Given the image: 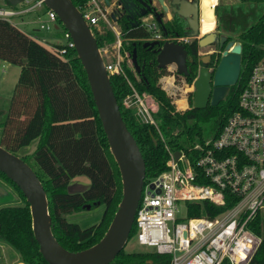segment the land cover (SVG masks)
Returning a JSON list of instances; mask_svg holds the SVG:
<instances>
[{"label":"trees","instance_id":"obj_1","mask_svg":"<svg viewBox=\"0 0 264 264\" xmlns=\"http://www.w3.org/2000/svg\"><path fill=\"white\" fill-rule=\"evenodd\" d=\"M72 1L79 9L89 2ZM238 1L243 13L254 11V15L247 18L246 25L237 28L242 44L240 79L219 105L209 104L201 110L194 108L191 98L189 110L177 111L160 85V79L169 72L157 62L158 47L152 50L143 47L144 40L151 33L140 27L123 29L121 37L124 49L130 55L137 49L140 71H133L124 62L125 74L109 75L123 119L143 154L145 183L167 170L170 157L167 148L186 153L195 160L199 154L194 147L208 139L207 131L212 138L217 137L228 118L238 109L239 97L247 86L253 67L264 58V0ZM206 5L213 4L204 5L202 24L204 30L208 31L215 22ZM232 8L236 6L219 10ZM59 23L63 31H67ZM170 26H166L168 30ZM183 26L184 23H180L179 30L182 31ZM96 38L100 48L115 40L112 34ZM41 39L12 22L0 19V60L21 69L5 114L0 115V146L18 155L22 148L38 140L36 149L22 159L37 173L47 193L54 236L65 249L80 252L104 237L122 200V179L99 118L87 73L76 50H70L64 58ZM60 47L57 45L56 48ZM192 51L197 58V47ZM197 75L198 69L194 67L185 77L187 83L192 85ZM134 91L148 94L158 103L159 109L154 116L164 141L154 125L141 122L132 109L126 108L125 99ZM80 176L89 180L88 188L69 191L73 180ZM0 180L22 200V205L0 208V242L17 250L25 264H48L35 239L30 206L25 196L1 172ZM87 205L92 209L104 207L99 223L82 228L68 220L69 215L86 210ZM232 205L230 199L223 206L211 202L186 204L189 218H214ZM251 229L263 242L250 264H264V213L256 218ZM136 232L134 224L130 240ZM170 261V255L153 251L131 253L124 249L111 264H170ZM222 264L231 263L225 260Z\"/></svg>","mask_w":264,"mask_h":264},{"label":"built area","instance_id":"obj_2","mask_svg":"<svg viewBox=\"0 0 264 264\" xmlns=\"http://www.w3.org/2000/svg\"><path fill=\"white\" fill-rule=\"evenodd\" d=\"M46 9V20L39 29L52 32L61 29L57 14L46 8L43 1L25 0L16 7L0 8V19L13 18ZM96 37L113 31L117 35L115 51L100 48L110 74H125L120 54L121 33L111 23L109 9L99 0H89L80 9ZM152 32L144 42L168 39L159 32L156 23L147 25ZM41 41L62 57L75 49L70 34L64 31V44L52 45ZM193 84L191 90H193ZM149 96V97H148ZM136 91L125 99L143 123L156 127L161 138L154 110L147 104L152 96ZM184 101V105H180ZM177 111L189 110L187 98L178 99ZM198 157L193 160L186 153L167 148V170L145 183L142 199L135 218V237L141 246L161 255H170V264H250L262 245V238L251 229L256 218L264 213V58L257 63L247 86L239 97L238 109L228 118L219 135L197 144ZM230 199L233 205L214 218L188 217L186 204L211 202L223 206Z\"/></svg>","mask_w":264,"mask_h":264},{"label":"water","instance_id":"obj_3","mask_svg":"<svg viewBox=\"0 0 264 264\" xmlns=\"http://www.w3.org/2000/svg\"><path fill=\"white\" fill-rule=\"evenodd\" d=\"M24 1L6 0L11 7H16ZM40 1H43L46 8L57 14L59 21L75 43V50L87 73L110 150L121 174L123 196L104 237L86 250L71 252L65 249L54 236L47 193L34 169L20 156L0 146V172L15 183L25 196L30 206L35 239L48 264H111L130 240L145 186L146 163L136 139L123 119L98 40L80 9L75 6L72 0ZM104 1L108 7L111 6L112 1H116L126 11H129L138 2L147 7V10L141 14L142 16L152 14L160 25L163 24L160 13L155 7H152L153 0H148V3L142 0ZM156 1L162 10L169 11L166 0ZM171 5L174 14L188 21L192 29L190 37H197L198 3L188 0H171ZM216 6L213 7L215 24L217 23L214 10ZM164 35L168 34L165 32ZM215 38L216 35L211 33L201 38L199 44L201 47H205L212 44ZM226 41V37H221L222 47ZM143 47L150 50L158 47L156 52L160 67L168 68L169 65L175 64L179 75L188 76L190 74L187 64L188 52L184 45L171 41L165 43L154 41L144 42ZM201 61L203 65L199 68L193 83L194 108L199 110L207 108L209 104L219 105L227 97L230 88L237 85L242 70V44L239 42L229 43L220 60L216 62L214 72L207 66L204 58H201ZM132 64L135 71L139 72L137 49H134L132 54ZM155 143H157L156 140ZM175 155L176 158H179L181 153L176 152ZM73 188V185L70 186L69 191H74ZM86 207L90 208L89 205Z\"/></svg>","mask_w":264,"mask_h":264},{"label":"rangeland","instance_id":"obj_4","mask_svg":"<svg viewBox=\"0 0 264 264\" xmlns=\"http://www.w3.org/2000/svg\"><path fill=\"white\" fill-rule=\"evenodd\" d=\"M166 3L168 4V0H166ZM207 3H212L213 6L217 5L216 7L218 10L222 9V7H234V6H236L235 9L232 8V10L234 11V15L232 14V16H225L224 12L229 11V10H219L220 13L221 14L223 13L224 15L222 16L223 18L222 17L218 18V23H221L222 27L229 28L228 29L229 32L233 34V40L235 42H239V29L237 30V28H239L238 26H241V27L245 26L247 23V18L250 16H253L254 11L252 10L249 14L243 13L241 11V7L239 6L240 2L238 0H203L202 4L205 5ZM1 7L9 8L10 6H8V4L4 0H0V8ZM109 8H111V7H109ZM39 10L42 11V10H46V9L44 7H41ZM25 16H28V14ZM30 17H33V16L31 15L27 19H30ZM18 19H20V17L13 18L14 24L18 23L20 21ZM46 19H47L46 16L42 17L37 21V23H35L33 25H27L24 30L26 32H28L29 34H33V30H39L42 36L48 35V39H50L51 41H59V42L64 43L65 41H64L63 28H61L60 30L52 31L50 33L41 31L39 29L40 21H43ZM214 28H215V25L213 26L212 29L206 31V30H204V27L202 24V28H201L202 34L204 35L210 31H212ZM105 30L107 31L108 34H112L115 37V40L111 43L105 44L102 48L109 49L110 51L115 53V52H117V49L115 51L116 44H117V35L113 31H109L108 28H106ZM231 31H233V32H231ZM169 39H171V38H169ZM121 41H122V46L120 49V54L123 57L125 63H127L128 67L130 69H132L133 71H135L133 64H132V55H130V53L124 49L122 38H121ZM208 50L209 49L207 48V49H204L202 52H206ZM167 70L169 72V75L164 76L162 79H160V85L166 91L168 96L172 99L173 104H175L176 100L184 99V98H187L189 101L192 98L193 102H194V89L191 90L192 85L188 84L185 78L178 76L177 66L175 64L169 65ZM5 71L6 70L3 71V69H2V74L0 73L1 74L0 83L2 85L0 89L2 91H4L6 94H9L7 92H11L10 94H13L15 87H16V84H17V81H18V78H19V75L16 77V74L18 72L20 73L21 69L19 66L12 64L11 68L10 67H9V69L7 68V71H6L7 74L6 73L3 74ZM146 96H148V94H146ZM146 101H147V104L149 106H151L154 110H156V106L158 103L155 102L153 97H152V100H151V98H148ZM7 104H8V102H3V103L0 102V105H5L6 107H7ZM175 106L177 107V104ZM190 107H191V104L189 105V108ZM206 134H208L207 138L212 139V136L208 133V131ZM35 144H36V141L33 142V144L30 147L22 148L18 152V156H20L22 158V157H24V155L32 153L30 151H32V148L34 147ZM75 179L76 180H74V182L78 181L79 183H81V186H82L81 190L88 188L89 180L86 177L80 176V177H77ZM0 185L4 186L9 191V194L8 193L5 194L2 192L0 193V208L2 206H7V205H10V206L22 205L21 198L17 195V193H15L13 191L12 188H10L8 185H6L1 180H0ZM103 209H104V207H96V208L92 209V207L90 206V208H87L86 210H83L80 213L73 214L71 216L69 215L68 220L70 222L79 224L82 228H88V227H91V226H93V225H95L101 221L102 216H103V211H104ZM4 246L6 247L8 257H0V264H5V258H7L8 263H13V264H16L17 262L21 261V258L18 257L19 253L17 250H15L12 246H10L7 243H4ZM125 251L134 253V252H149L150 250L148 247L139 245L137 242V238L134 236L131 238V240L128 242L127 246L125 247ZM10 256H13V257H10Z\"/></svg>","mask_w":264,"mask_h":264},{"label":"flooded vegetation","instance_id":"obj_5","mask_svg":"<svg viewBox=\"0 0 264 264\" xmlns=\"http://www.w3.org/2000/svg\"><path fill=\"white\" fill-rule=\"evenodd\" d=\"M102 3V6L109 9V18L112 24H114L117 27V30L122 33L124 28L129 29L132 27L135 28H146L150 33H152L147 25L149 23H156L159 32L162 33V35L165 34V32L171 35L170 37H165L168 39V41L180 43L185 46L187 52H188V58H187V64L192 71L194 67H197L198 71L199 68L203 65L201 58H204L206 60L207 66L214 72L216 70V62L220 60L222 57L223 52L225 51L227 45L231 42L236 43L233 40V34L229 32V28L222 27L221 23H218V18H221L224 14L225 16H232L234 15V11L230 9L229 11L224 12V14L220 13V11L217 9V7L214 8L215 14H216V20L217 23L215 24V28L206 33L202 34L201 28H202V18H203V8H202V1L203 0H188L189 2L198 3V35L197 37L193 38L190 37L192 33V29L190 28L188 21L185 19L179 17L178 15L174 14L171 10V0H168V8L169 11L165 12L162 10V8L159 7V4L156 0H153L152 7H155L158 12L161 15V18L163 20V24L160 25L158 23V20L156 17H154L152 14L142 16L141 14L147 10V7H144L140 3H136V5L132 6V8L129 11H126L122 6L119 5L118 2L112 1L111 8H109L106 5V2L104 0H99ZM145 3H148V0H142ZM223 18V17H222ZM133 19V20H132ZM180 23H184L183 30H179ZM178 24V25H177ZM171 25V26H170ZM170 26V30H168L167 27ZM225 29V30H224ZM233 32V31H231ZM215 34L216 38L212 42V44L207 45L205 47H201L199 44V41L201 38H204L208 36L209 34ZM226 37L227 41L225 45L222 47L221 45V37ZM171 38V39H169ZM197 47V58L194 57L193 54V48ZM209 49L206 52H202L204 49ZM178 76L185 78L186 76H181L178 74Z\"/></svg>","mask_w":264,"mask_h":264},{"label":"crops","instance_id":"obj_6","mask_svg":"<svg viewBox=\"0 0 264 264\" xmlns=\"http://www.w3.org/2000/svg\"><path fill=\"white\" fill-rule=\"evenodd\" d=\"M5 2H6V0H4ZM7 3V2H6ZM217 4V3H216ZM8 6H10V5H8ZM214 6H216V5H214ZM33 16V17H30V19H27V18H29V16ZM46 16V10H42V11H40L39 9L36 11V12H33V13H31V14H28V16H25V15H23V16H20V19H18V20H20L18 23H15V25H17L20 29H22L23 31H25L24 29H25V27L27 26V25H33V24H35V23H37V21L40 19V18H42V17H45ZM26 32V31H25ZM31 35H33V36H35V37H38V39H40V38H44V39H47V40H49V43L50 44H52V45H58V44H64L63 42H59V41H51L50 39H48V35L47 36H42L41 35V33H40V31L39 30H33V34H31ZM11 66H12V64H9V63H7V62H4V61H2V60H0V73L2 74V69H3V71L4 70H6L7 71V68L9 69V67L11 68ZM6 71L3 73V74H5L6 73ZM19 73V72H18ZM16 74V77L18 76V75H20V73L19 74ZM1 74H0V77H1ZM7 74V73H6ZM1 81V80H0ZM1 83H0V88H1ZM7 92V91H6ZM7 93H9V94H6L4 91H2L1 89H0V102L1 103H3V102H8L10 99H11V97H12V95L13 94H10L11 92H7ZM151 100H152V98H151ZM156 102V101H155ZM159 109V106H158V104H157V106H156V110H158ZM5 111H6V106L5 105H0V115H4L5 114ZM35 142V141H34ZM33 144V143H32ZM31 144V145H32ZM37 144H38V140H36V144L34 145V147L32 148V151H30V152H33L35 149H36V147H37ZM30 145V146H31ZM29 146V147H30ZM28 148V147H27ZM74 180H76V179H74ZM74 180H73V186H74V191H80L81 190V188H82V186H81V183H79L78 181H75L74 182ZM85 182V181H84ZM80 186V187H79ZM5 193V194H9V191L4 187V186H2V185H0V193ZM3 195V194H2ZM87 208V207H86ZM104 210V209H103ZM78 213H80V212H78ZM74 214H77V213H74ZM73 215V214H72ZM71 216V215H70ZM0 257H8L7 256V251H6V247L4 246V242H0ZM10 257H13V256H10ZM16 257V256H15ZM18 257H20V255L18 256ZM5 264H13V263H8V260H7V258H5ZM16 264H25V263H23L22 261H19V262H17Z\"/></svg>","mask_w":264,"mask_h":264},{"label":"bare ground","instance_id":"obj_7","mask_svg":"<svg viewBox=\"0 0 264 264\" xmlns=\"http://www.w3.org/2000/svg\"><path fill=\"white\" fill-rule=\"evenodd\" d=\"M206 7H207V9H208V11H209V13L211 15L212 21H214V19H213V7L214 6L206 5ZM202 8H203V12H204V5L203 4H202ZM203 19H204V14H203L202 21H203ZM179 103H180L181 106L184 105V101H180Z\"/></svg>","mask_w":264,"mask_h":264}]
</instances>
